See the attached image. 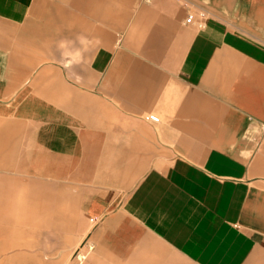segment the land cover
Segmentation results:
<instances>
[{
  "label": "crops",
  "instance_id": "0c3cea01",
  "mask_svg": "<svg viewBox=\"0 0 264 264\" xmlns=\"http://www.w3.org/2000/svg\"><path fill=\"white\" fill-rule=\"evenodd\" d=\"M25 194L96 264H264V0H0V264Z\"/></svg>",
  "mask_w": 264,
  "mask_h": 264
},
{
  "label": "rangeland",
  "instance_id": "374dc122",
  "mask_svg": "<svg viewBox=\"0 0 264 264\" xmlns=\"http://www.w3.org/2000/svg\"><path fill=\"white\" fill-rule=\"evenodd\" d=\"M125 196L126 195H122V198H124ZM72 199L73 198L69 197V200L71 202ZM37 201L40 204H44L47 202V198H39L30 194L18 196L16 202L20 204L21 210H19L18 212H12L10 213V215L14 214V219L19 218L20 220H24L26 237L32 238V236H35V241L41 240L47 241L48 243L42 244L41 249L35 248L34 250H29L28 258L17 260V262L19 264H96L97 261L92 260V257L95 256V253H97L98 250L95 238L98 231L102 228L105 222V216L110 213H104L101 216L91 215L92 219H95L96 221L95 224L91 222V216L87 215V213L82 211L67 210L66 212L59 213L58 216L62 215L68 218V221H70L69 226L70 224H72L73 226L80 227L85 222L84 226L87 230H85L86 233L85 231L81 233V231H79L80 228L78 230H76L75 228L74 230H72L71 227L68 228L67 231H65L63 228L52 230L48 229V227L46 226V221L48 220L49 214L45 212V210H41V205H38L36 207V211L31 210L32 203L35 204ZM125 221L126 220L123 217H120V224L125 223ZM53 239H56L55 244H53ZM140 239V237H137L135 238L134 242L136 240L139 241ZM116 241L119 243L118 239H116ZM104 244L106 246L112 244V238H108V242L107 238H105ZM38 245L39 244H35V246ZM90 246L93 247L92 250H90ZM57 252L64 253L66 255L64 257L66 258L55 257L54 255H57ZM37 253H42V255H44L45 257L40 259L33 257L34 254ZM81 253L87 254V258L83 261H80L78 259V256H80ZM136 263H143V261L136 260ZM121 264H128V260L122 259Z\"/></svg>",
  "mask_w": 264,
  "mask_h": 264
},
{
  "label": "built area",
  "instance_id": "2783aa9c",
  "mask_svg": "<svg viewBox=\"0 0 264 264\" xmlns=\"http://www.w3.org/2000/svg\"><path fill=\"white\" fill-rule=\"evenodd\" d=\"M199 15L201 16V20H199L197 23H198V26L199 27H204V24H205V17H206V14L203 12V11H200L199 12ZM195 21V15L193 14V13H189L188 14V17L186 18V23H188V24H191V23H193ZM145 120L146 121H149V122H151V123H159V118L157 117V116H155V115H149V116H147L146 118H145ZM91 222L92 223H95L96 224V221H95V219H91ZM90 248V250H92L93 249V247L92 246H90L89 247ZM87 258V254H85V253H81V255L80 256H78V259L80 260V261H83V260H85Z\"/></svg>",
  "mask_w": 264,
  "mask_h": 264
}]
</instances>
